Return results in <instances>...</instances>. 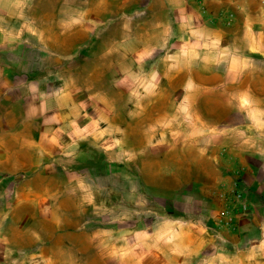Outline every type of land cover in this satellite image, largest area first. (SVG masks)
Here are the masks:
<instances>
[{
	"label": "crops",
	"instance_id": "obj_1",
	"mask_svg": "<svg viewBox=\"0 0 264 264\" xmlns=\"http://www.w3.org/2000/svg\"><path fill=\"white\" fill-rule=\"evenodd\" d=\"M171 97L190 187L121 127ZM0 264H264V4L0 0Z\"/></svg>",
	"mask_w": 264,
	"mask_h": 264
},
{
	"label": "rangeland",
	"instance_id": "obj_2",
	"mask_svg": "<svg viewBox=\"0 0 264 264\" xmlns=\"http://www.w3.org/2000/svg\"><path fill=\"white\" fill-rule=\"evenodd\" d=\"M123 83L120 84V105H131L129 103V99L124 94L125 88L123 87ZM141 83L136 82L134 87L136 90H140ZM145 99L142 97L136 98V105H143ZM154 100V99H153ZM155 105L157 107H167V113H143L137 112L136 114L128 115V114H120L121 127L128 130V125H136L135 137L137 141L147 140L148 146L142 147L146 148L145 155V163L149 164L151 171H144L145 176L155 175L158 176L159 172L166 171L169 179L168 184H173L174 178L173 175H180L184 180L185 186L189 184L191 185V176H192V160H191V152H187L186 150H179V146L177 147V141L182 139L187 142L188 139H192L193 137L207 138L208 131L207 129H203L205 122H216L220 121L222 115L219 116H209L206 114H200V125L201 128L199 130L193 127V121L196 119L193 118L192 114L179 113L178 107L182 100H177L173 97L171 98H162L155 99ZM180 102V103H179ZM185 104V103H184ZM134 117L135 124L132 123V119ZM196 125V124H195ZM131 131V129H130ZM218 133V132H216ZM217 135V134H216ZM190 150V149H189ZM183 155V156H181ZM195 164V163H194ZM205 164V169H207V163H201V165ZM218 165L222 166V162H218ZM149 174V175H148ZM241 195H235V198ZM215 199L216 205L222 203L224 201L225 196L219 193H215L212 196ZM240 199V198H239ZM227 209H222L218 211L219 215L224 216L226 219ZM226 214V215H225Z\"/></svg>",
	"mask_w": 264,
	"mask_h": 264
},
{
	"label": "built area",
	"instance_id": "obj_3",
	"mask_svg": "<svg viewBox=\"0 0 264 264\" xmlns=\"http://www.w3.org/2000/svg\"><path fill=\"white\" fill-rule=\"evenodd\" d=\"M263 4H264V0H260ZM238 199L240 198V196H238L237 197ZM240 201V200H239ZM239 205H240V211L241 212H246V204H245V202H243V201H240V203H239ZM231 221H232V218L230 217V216H228V215H226V219H225V222H224V224H230L231 223Z\"/></svg>",
	"mask_w": 264,
	"mask_h": 264
}]
</instances>
